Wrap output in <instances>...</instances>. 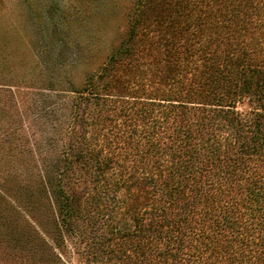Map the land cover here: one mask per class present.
I'll return each instance as SVG.
<instances>
[{
  "label": "trees",
  "instance_id": "trees-1",
  "mask_svg": "<svg viewBox=\"0 0 264 264\" xmlns=\"http://www.w3.org/2000/svg\"><path fill=\"white\" fill-rule=\"evenodd\" d=\"M72 98L36 190L83 258L264 264V0H138Z\"/></svg>",
  "mask_w": 264,
  "mask_h": 264
},
{
  "label": "rangeland",
  "instance_id": "rangeland-1",
  "mask_svg": "<svg viewBox=\"0 0 264 264\" xmlns=\"http://www.w3.org/2000/svg\"><path fill=\"white\" fill-rule=\"evenodd\" d=\"M137 1L0 0V264L114 263L82 257L86 243L36 183L68 143L74 90L119 45Z\"/></svg>",
  "mask_w": 264,
  "mask_h": 264
}]
</instances>
